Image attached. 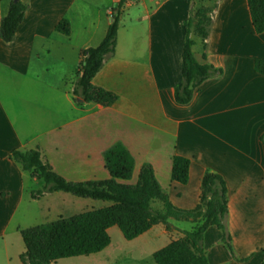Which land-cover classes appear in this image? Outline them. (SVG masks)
I'll list each match as a JSON object with an SVG mask.
<instances>
[{
  "label": "crops",
  "instance_id": "crops-1",
  "mask_svg": "<svg viewBox=\"0 0 264 264\" xmlns=\"http://www.w3.org/2000/svg\"><path fill=\"white\" fill-rule=\"evenodd\" d=\"M13 1L0 0V27ZM119 1L22 0L28 10L13 41L0 36V244L5 249L0 264H22L24 252L11 257L9 245L20 242L22 231L45 225L38 224L45 214L57 212V221L112 206L61 192L33 199L45 184L11 161V153L38 149L67 182H101L111 178L105 154L117 145L135 161L131 179L117 183L136 185L142 168L151 166L180 210L198 206L206 173L220 175L228 189L226 229L212 225L205 233L206 262L264 264V76L255 69L256 61L264 60V34L254 31L248 1H127L115 55L92 82L117 101L111 107L79 106L73 89L81 52L101 45ZM201 7L213 8L205 63L220 74L197 88L190 103L179 105L175 90L183 81L185 23ZM63 21L69 35L57 31ZM191 39L195 58L203 63V43L194 33ZM175 157L190 160L187 185L172 181ZM79 200L89 207L83 210ZM157 203L153 207L161 211ZM191 226L175 223L181 231ZM109 235L110 246L86 260L108 261L113 236L119 241L123 236L117 227ZM130 244L141 254L120 260L205 264L188 238L162 225Z\"/></svg>",
  "mask_w": 264,
  "mask_h": 264
},
{
  "label": "trees",
  "instance_id": "trees-1",
  "mask_svg": "<svg viewBox=\"0 0 264 264\" xmlns=\"http://www.w3.org/2000/svg\"><path fill=\"white\" fill-rule=\"evenodd\" d=\"M129 0H120L111 12V24L103 42L97 48L81 52L80 65L74 84L73 96L79 105L95 103L111 107L117 97L93 86V79L104 64L115 55L122 9ZM193 1V0H191ZM254 31L264 34V0H247ZM28 7L12 2L8 15L2 20L0 36L3 42L11 43L23 23ZM213 8L201 7L185 23L183 48V81L175 90L179 105L191 102L194 92L205 81L220 74V71L205 63L206 41L212 26ZM57 31L70 34L67 21L57 26ZM194 33L203 43V63L196 60ZM256 72L264 76V60H257ZM264 143V135L261 138ZM10 160L22 167L32 178L43 181L45 188L32 194L37 200L52 193H66L80 199H91L112 203L111 207L83 213L71 218H61L53 223L22 231L25 252L21 254L22 264H56L59 260L88 257L103 252L111 244L109 230L117 227L125 240L134 241L155 226L162 225L167 232H178L188 238L197 248L205 264L203 241L212 226L225 230L228 211V189L224 179L215 173H206L201 183L198 206L193 210H180L170 201L159 186L151 166H144L136 185H123L117 180L129 181L133 175L135 161L127 149L117 145L105 154V166L110 180L101 182L69 183L53 172L41 152L14 151ZM190 160L175 157L172 167V181L181 185L189 182ZM159 202L163 209L157 211L153 204ZM175 223H190L189 230H179Z\"/></svg>",
  "mask_w": 264,
  "mask_h": 264
},
{
  "label": "rangeland",
  "instance_id": "rangeland-1",
  "mask_svg": "<svg viewBox=\"0 0 264 264\" xmlns=\"http://www.w3.org/2000/svg\"><path fill=\"white\" fill-rule=\"evenodd\" d=\"M43 191V190H42ZM41 192V191H39ZM69 197L73 198V196L68 195ZM41 199V198H40ZM79 201H83L82 203L83 206V210H86L87 208V204L88 202H86V200H79ZM89 203H94L92 202V200H89ZM99 201H96V203ZM159 204V203H157ZM89 207V206H88ZM66 212L70 213V208H65ZM80 212V211H78ZM66 213V214H68ZM57 216V212L52 213V215H44L43 218L38 221L40 223L38 224H46L49 222H53L56 220ZM113 250L111 251L110 257L108 259V261H103V263H96L93 260H86V257L81 258V259H77V258H72V259H63V260H59L56 264H135L134 262L131 261H124V260H120V258L122 259V257L126 254H133L135 256H138L141 254L140 250L136 249L134 246H132V244H130L129 241L125 240L124 237L122 236V241H119L116 237L113 236ZM19 243H14L12 245H9V251L11 254V257H14L15 254H17V252L23 251L25 252V245L23 243L22 238L19 239ZM4 247L3 245L0 244V262L3 261L5 259V255H4ZM90 257V256H88Z\"/></svg>",
  "mask_w": 264,
  "mask_h": 264
},
{
  "label": "water",
  "instance_id": "water-1",
  "mask_svg": "<svg viewBox=\"0 0 264 264\" xmlns=\"http://www.w3.org/2000/svg\"><path fill=\"white\" fill-rule=\"evenodd\" d=\"M19 0H14V2H18Z\"/></svg>",
  "mask_w": 264,
  "mask_h": 264
}]
</instances>
